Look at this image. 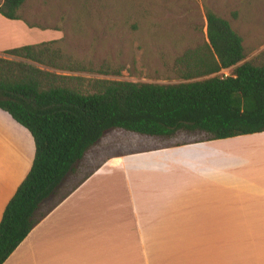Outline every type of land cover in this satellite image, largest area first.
I'll use <instances>...</instances> for the list:
<instances>
[{"label": "crops", "instance_id": "obj_1", "mask_svg": "<svg viewBox=\"0 0 264 264\" xmlns=\"http://www.w3.org/2000/svg\"><path fill=\"white\" fill-rule=\"evenodd\" d=\"M23 19L0 16V58L45 70L2 54L41 40ZM175 144L104 157L2 264H264V228H234L264 225V132ZM33 152L0 110V217Z\"/></svg>", "mask_w": 264, "mask_h": 264}, {"label": "trees", "instance_id": "obj_2", "mask_svg": "<svg viewBox=\"0 0 264 264\" xmlns=\"http://www.w3.org/2000/svg\"><path fill=\"white\" fill-rule=\"evenodd\" d=\"M24 1L2 0L0 16L19 20ZM203 15L207 42L176 58L178 83L60 75L0 58V110L27 130L34 147L30 169L0 217V264L65 197L68 192L59 193L65 180L105 133L201 134L187 141L193 143L264 132V50L245 60L242 39L229 23L208 8ZM51 43L2 54L54 71H85L50 50ZM224 69L230 74L217 75Z\"/></svg>", "mask_w": 264, "mask_h": 264}, {"label": "rangeland", "instance_id": "obj_3", "mask_svg": "<svg viewBox=\"0 0 264 264\" xmlns=\"http://www.w3.org/2000/svg\"><path fill=\"white\" fill-rule=\"evenodd\" d=\"M203 8L226 20L241 37L245 60L264 50V0H25L20 17L42 34L41 40L32 44L54 41L50 50L85 71L59 72L38 65L39 68L83 78L173 84L182 81L175 71L176 58L207 42ZM229 74L230 69L217 73ZM201 138V134L184 132L157 138L109 131L86 152L59 193L66 192L104 157ZM263 226V222L262 226L240 222L234 228L255 230Z\"/></svg>", "mask_w": 264, "mask_h": 264}]
</instances>
